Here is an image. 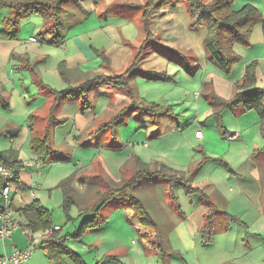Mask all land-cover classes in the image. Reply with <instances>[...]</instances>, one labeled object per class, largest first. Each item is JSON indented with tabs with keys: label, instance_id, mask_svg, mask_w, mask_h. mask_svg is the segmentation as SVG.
<instances>
[{
	"label": "rangeland",
	"instance_id": "1",
	"mask_svg": "<svg viewBox=\"0 0 264 264\" xmlns=\"http://www.w3.org/2000/svg\"><path fill=\"white\" fill-rule=\"evenodd\" d=\"M157 1L88 0L87 11L91 14L93 10V19H87L89 15L83 12H75V17H68L69 22L66 21L67 27L69 25L66 37L72 30L75 33L76 30L93 27L92 35L83 36L86 46L93 50L91 58H83L84 63L80 67L83 76L94 78L99 73L120 76L127 73L135 62L138 63L132 76H126L135 91V98L130 95L129 90L104 84L88 92L86 97L76 94L68 99L55 101L47 85L54 86L50 80L60 83L64 81L60 72L58 73V65L66 56L80 52L77 44L75 46L70 42L69 53L65 54V45L49 47L38 42H25L21 50L10 51L7 61L2 59L9 50L2 48L0 123L10 122L12 125L17 121V124L26 125L20 132L0 135V142L5 144V148L12 149V154L19 158L20 179L23 184L29 188L34 180L44 186L42 192H37L36 200L43 205L47 204L45 206L54 218L60 219L58 222L65 227L64 234H73L82 220L74 228L72 221L70 226L65 225L63 195L71 187H62V184L70 183L82 193L93 192L95 208L101 199L106 198L105 195L112 187L120 189L132 179L136 169L132 161L134 155L147 161L152 158L165 161L167 170L170 171L168 175L172 174V170L191 176L200 171L196 182L208 178L210 181L229 180L226 182L229 187L225 191L233 196H240L237 175H240L239 178L249 179L247 186L242 185L243 191H240L245 202L235 204L229 199L222 202L217 196H212L207 201L218 207L217 210L213 209L218 212L216 227L210 232H195L193 249L185 246L175 233L164 230L165 227L157 234L151 232L148 226L144 227L137 208L128 198L113 200L104 205L100 215L104 233L93 232L91 235L93 239L103 236L105 247L115 244L116 241L109 238V235L117 232L113 229L121 219L117 218L114 222L116 216L113 218L110 215L117 210L120 217H124V223L130 227V232H120L128 240L127 243L125 241V248L131 249L130 256L121 263L264 264V188L260 184L263 182L264 185V154H255L256 150L264 147L259 117L254 111H245L243 106L224 110L220 117L212 116L215 110L211 106L214 98L230 100L231 92L237 93L236 85L244 81L247 68L255 63L250 57L257 53L255 45L259 36H263L262 26H257L252 33L251 48L241 44L234 46V52L241 60L234 62L233 69L228 73L207 54L204 44L206 27L194 25L193 11L188 1L167 2L162 7L158 6ZM211 1L213 0H203L204 3ZM246 6L257 8L264 18V0H232L231 8L234 11ZM66 9L74 11L75 8L74 5H68ZM10 11L9 7L0 10V30ZM146 12L150 22L148 25L144 19ZM115 19H124L121 23L126 24L120 25L119 31H116L119 39L117 34L109 36L106 32L113 28H102V22ZM84 20H89L88 24H78ZM76 24L78 25L75 26ZM33 25L35 29L30 28ZM42 25L39 15L22 18L18 21L19 35L14 42H22V32L27 29L38 40L42 37L40 35L43 28L39 29L37 26ZM72 26L75 27L71 28ZM79 27L81 28L78 29ZM155 73H164L168 77L158 82L148 79ZM257 81V87L264 89V65L259 70ZM60 88L59 86L57 90H62ZM7 104H10V112L5 107ZM149 105L157 106L148 112L145 108ZM135 107L137 108L134 109ZM28 114L33 116L29 125ZM119 116L121 120H125L126 125L112 123L106 132L100 128L102 124L111 123ZM65 118L68 120L66 123H57ZM195 128L196 133L202 130L204 137L195 140L194 149L173 150L162 143L173 130H181L179 132L189 135ZM36 144L43 153H52L49 161H43V153L35 152ZM191 164L193 165L189 167ZM38 169L41 176L34 177ZM80 178L87 179L86 185L79 183ZM163 181L158 184L153 182L149 186L150 182L146 180L140 185L134 184L127 192L131 198L139 196L153 216L157 211L154 207L155 199L161 205L166 200L168 207L172 209L175 207L174 195H177L185 207V189L178 187L174 191H166ZM207 186L208 183L203 184L206 191L209 190ZM260 188L259 192H255ZM210 195H213L212 190ZM192 196L195 205L199 204L198 197ZM189 210L192 211L191 207ZM200 211L199 209L191 215L193 221L200 220ZM228 211L249 227L245 229L237 221L222 215ZM167 213L169 210L164 214ZM157 214L158 217L164 215L160 209ZM91 215H94L93 212L84 217ZM148 231L152 236L147 235ZM165 238H173L174 249ZM68 242L88 262L92 260L91 264H97L98 256L104 251L103 246L97 251L89 250L71 239ZM98 264H103V261Z\"/></svg>",
	"mask_w": 264,
	"mask_h": 264
},
{
	"label": "crops",
	"instance_id": "2",
	"mask_svg": "<svg viewBox=\"0 0 264 264\" xmlns=\"http://www.w3.org/2000/svg\"><path fill=\"white\" fill-rule=\"evenodd\" d=\"M12 13V10L7 14V16L5 17L4 21H3V27H4V22L6 20V18L10 17ZM92 15V16H91ZM75 17V16H74ZM87 19L92 18L93 19V10L92 13L89 14V16H87ZM86 19V20H87ZM86 20L84 21H80V23L78 24H83ZM124 19L121 20H114V21H104L102 22V28L104 30H107V27L109 28H113L112 31H106L108 33L109 36H116L117 32L119 31V26L120 25H126L121 23ZM69 22V20L67 21ZM89 22V20H88ZM88 22H85L84 25L88 24ZM120 22V23H118ZM126 23V22H125ZM78 24H76L75 26H77ZM75 26H72L71 28H74ZM39 27V29L43 28L42 26H37ZM42 27V28H41ZM31 29H35V26H30ZM70 28V30H71ZM81 27H79L78 29H80ZM3 29V28H2ZM68 30H69V25H68V29H67V34H68ZM41 31V30H40ZM263 31V30H262ZM73 32V30L70 32V34ZM69 34V36H70ZM72 37L68 40V37H66L65 41L60 43L57 46H61V45H65L66 49L64 51L65 54L69 53V46H70V42H72V44L75 45V43L77 44V46L79 47L80 52L72 54L70 57L66 56V58H64V60L59 63L58 65V73L60 72V77L64 80L61 83L56 81V80H50L49 82L52 83L54 86H49L47 85V87L51 90H49L50 92H52L55 101L56 96L55 93L58 92H62L65 91L71 87L76 88L77 86H79L81 83H83L85 80H90L93 78L86 77L83 76L82 71L80 70L81 65L84 63V57L87 58H91V53L93 55V50L92 48H90L89 46H86L85 42L83 41V36L84 35H92L93 34V27L91 28H83L80 30H76L75 33H72ZM118 34H117V38H118ZM47 40L49 39V36L45 37ZM116 39V37H114ZM119 39V38H118ZM35 40V41H34ZM20 41L22 42H14V41H0L2 42V45L0 44V56L3 55V51L2 48H4L5 50H9V52L7 54L4 55L3 57V61H7V59H9V53L10 51H14V50H21L23 47L22 45L25 42L28 43H40L39 41H36L35 37H33V34H30L28 29L25 30L24 32H22L21 35V39ZM42 45H47L44 43H40ZM49 47H51L50 45H47ZM76 46V45H75ZM46 47V46H45ZM48 47V48H49ZM250 47V46H249ZM252 47V46H251ZM250 47V48H251ZM256 50L257 53L253 56L250 57L252 59L253 62L257 63L258 66V70H257V76L259 77V70L262 69V66L264 65V34L262 37L259 36L258 42H256ZM239 54H241L242 56H245L243 53L238 52ZM13 56V53H12ZM90 60V59H89ZM106 60L108 61V59L106 58ZM100 75L96 74L94 75V77ZM168 76V75H167ZM90 78V79H89ZM145 79V78H144ZM154 82H158V81H154ZM59 86L61 87L60 89L62 90H57L59 88ZM132 88V85H130ZM3 87L2 82H0V88ZM53 87V88H52ZM67 88V89H66ZM264 90V89H263ZM135 92L134 89L132 88V93ZM135 94V93H133ZM132 94V95H133ZM236 94V92H231V98L234 97ZM135 98V95H133ZM132 96V97H133ZM135 106V104L133 105ZM157 106V105H155ZM6 109L10 112V104L5 105ZM137 107H135L134 109H136ZM126 109V108H125ZM124 109V110H125ZM29 115V114H28ZM84 116V115H83ZM23 117H25L23 115ZM158 118V116H156ZM33 119L32 115H29V123L30 124L31 120ZM67 118L65 119H61L58 120L57 123H66ZM10 122H1L0 123V135H5V133L11 134L14 133L15 131H22V129H24V126L26 124H24V126L22 124H17L19 122H14L16 124H9ZM126 125V122L124 119L121 120V123H119L118 125H122V124ZM160 124V122H158ZM110 123H106V124H102L100 126V128H102L103 130H105V132L108 130L107 126H109ZM49 129V127H48ZM46 128V130H48ZM30 131L33 132V129L30 128ZM181 131V130H179ZM173 130V133L169 134V137H166L162 143H165V145L167 147H171L173 148V150H181L184 148H192L194 149L195 147V140L198 138L197 137V133H196V128L192 130V133H190L189 135H187L184 132H179ZM47 132V131H46ZM175 132V133H174ZM226 132V131H225ZM227 133V132H226ZM161 134V133H159ZM204 137V135H203ZM12 149L9 148H5V144H2V142H0V156L4 157L2 159V163L3 164H11L14 162H17L18 164L14 167H16V170L14 171L16 177H17V181L14 183L13 188L10 191V195H9V208L10 210L13 211L12 214H9L7 217V220L11 223L16 221L19 226L13 228L11 230V234L10 237L8 238H4V239H0V258H9L11 257L15 252L17 251H25L26 249L32 248L35 249V252H33L31 258L29 259L28 262L23 263V264H91L92 260L90 262H88V260H86V258H84L82 256V254H80V252L78 250H76L75 248L72 247V245L69 244V240L71 239L74 243L79 242L82 245H84L86 248L88 247L89 250L91 249H95L97 251H99V248L102 247L105 244V239L103 236H97L98 238L93 239V236L91 234H93V232H98V234H103L104 230L102 229L101 226V222H100V215L103 211V208L100 209L99 214L97 216V221H98V225L94 228H84L82 230L81 226L84 222V220H86L88 217H84L85 214L91 213L93 212V192H86V193H82L83 191L77 190L76 187L71 186L70 183H64L62 184L63 186H70V204L72 205L69 208V212L66 213L65 211H63V214L65 212V215L63 216L64 222L66 226H70V222H73V228L76 227V224L78 221L82 220V222L80 223V225L78 226V228H75V231L73 234L71 233H63L64 228L62 227V223L58 222V220L60 219H55L54 216L52 215V228L54 227H60V231H58L57 233H55V235L53 236V242H55L56 247L52 249L51 253L47 250L44 249V245L45 244H49L47 241H45L43 238L44 236L52 229H50L47 232H41V231H34L31 230L27 225L28 222L25 218V216L22 213V209H24L25 207H30L35 201H39L36 200L38 198L37 196V192L40 191L42 192V189L44 188V186H40V184H38L37 182H35L33 180V183L37 184L39 186V190L35 193V195H32L30 193L28 187H26L22 180L20 179V165H19V158L15 157L11 151ZM11 152V153H10ZM256 154V151H255ZM155 157V156H154ZM133 158V157H132ZM6 160V162H5ZM133 163L136 167L135 169V173L137 172V168L141 167L140 165L145 164L147 165V167L149 168V171L151 172H161L162 169H167V165L165 161L162 160H156L155 158H152L151 160H145L143 157L138 156V155H134L133 158ZM8 162V163H7ZM36 165L38 166V163H36ZM193 164H191L189 167H191ZM37 171H35V175L34 177H40L41 176V172H40V176L37 175ZM173 172V176L172 178L169 177H149L146 178L144 177L141 180V183L148 180V182H150L149 186L153 185V182L155 183H159L160 181L164 180L162 183L165 184L166 186V191H174L176 190L178 187H183L185 189V207L184 203L181 201L180 197L177 195H174V201H175V207H173L172 209H170L168 207L167 201L163 200L162 201V205L160 204L159 200L155 199L156 201L154 202V207H156L157 211L158 209L161 210V212H163V214L169 210V213H167L166 215H161V217H158L157 211L154 212V216L153 214L150 212V210H148L144 204V202L141 200V198L138 196H135V199L137 201H139L140 205L143 207L144 211L147 213L149 220L151 221L150 224L142 222L141 224L144 227L148 226V229L151 232H154L155 234L160 233L161 230H163V227H165L164 230L167 231H171L173 233H175L177 235V238L185 245L187 246L189 249H193L195 246V243L193 242L194 240V233L197 231H207L209 226H212V229H215L216 227V216H217V212L215 213V211H213V209H218V207L214 204H209L207 201L213 196H217L218 199L220 201H225L226 199H229L230 201H233L235 204H237L239 201L245 202L243 196L242 195V189L241 186L242 185H246L247 180L249 179H245V178H239L240 175H237L238 177V193H239V197L238 196H233L230 193H227L225 191L226 187L228 188L229 185L226 184L227 181L229 180H223L222 181H210L211 179H205L202 180L201 182H196V180L198 179V173L200 171H197L195 176H191V175H187L184 174L183 172H179L177 170H172ZM134 173V175H135ZM162 173H165L164 171H162ZM200 174V173H199ZM172 176V175H171ZM78 178V177H77ZM158 179V180H157ZM227 179V178H226ZM86 178H80V184L82 183L83 185H86ZM177 181V182H175ZM182 181V184H181ZM32 183V184H33ZM208 183V188H209V192L206 191V188L203 187V184ZM258 185L262 184V188H264L263 186V182H261L259 184V182H257ZM70 184V185H69ZM79 184V186H80ZM248 184L250 185L249 181ZM247 186V185H246ZM253 186H255V184H253ZM3 187H0V228L3 225V221L1 219V213H7L5 212V201L3 200V197L1 195V190ZM20 189L19 192H17V189ZM117 188L112 187L111 190H116ZM182 188H180L181 190ZM23 190H26V192H23ZM210 190H212L213 195H210ZM261 190L258 189L255 192H259ZM241 191V192H240ZM208 192V193H207ZM89 193V194H88ZM192 195H196L198 197V201L199 204L195 205L194 200L192 199ZM228 195V196H227ZM49 198L51 197V192L49 190ZM37 197V198H36ZM64 198V204H65V193L63 195ZM121 200V199H120ZM210 201V200H209ZM40 205L47 208L45 205L47 204H42L39 201ZM191 207L192 211L189 210V208ZM175 208H178V210H176ZM48 209V208H47ZM167 209V210H165ZM201 210V217L200 220H198L197 222L193 221L191 218V215H193L195 212H197L198 210ZM49 210V209H48ZM77 210V212L75 211ZM115 210V209H113ZM189 210V211H188ZM117 211V210H115ZM113 211L110 215V217L113 216V218L116 216V218H114V222L117 221V218H120V222L114 226V231L109 235V238H112L116 241L115 244L111 245V246H103L104 251L102 252V254H100L98 256V260H97V264L102 260L103 264H108L110 262H117L119 264H124L123 262L121 263V261H123V259H127L130 254H131V249H126L125 248V241L126 243L128 242V240H126V238L124 239L120 234V232H130V227L128 224L124 223V217H120V212L117 211L115 212ZM125 212V211H124ZM115 213V214H114ZM230 212H223L222 215L224 217H226L227 219H232L233 221H237V223H239L240 225H242L245 229H247L249 226L233 217L231 214H229ZM170 214V217H169ZM126 218L128 223H130L127 214L125 212ZM139 216V215H138ZM212 216V218L209 220V218ZM65 217V218H64ZM108 216V219L110 218ZM224 223H226V221H223ZM228 222V221H227ZM81 226V227H80ZM8 227L11 228V225H8ZM24 228H29V230L31 231L30 234L25 233ZM82 230V231H81ZM147 235L152 236V234H150V232L148 231ZM120 236V237H119ZM162 237V236H160ZM129 239V236L128 238ZM166 242L169 243V245L173 248L172 245V241L173 238H165ZM68 242V245H67ZM89 243V244H88ZM174 249V248H173ZM171 249V250H173ZM174 252V251H173ZM102 263V262H101ZM126 263V262H125ZM223 264H229V263H223Z\"/></svg>",
	"mask_w": 264,
	"mask_h": 264
},
{
	"label": "trees",
	"instance_id": "3",
	"mask_svg": "<svg viewBox=\"0 0 264 264\" xmlns=\"http://www.w3.org/2000/svg\"><path fill=\"white\" fill-rule=\"evenodd\" d=\"M88 0H0V10L4 7H9L12 10V15L6 18L4 27L0 30L1 41H14L19 35L18 21L24 17H31L33 15H39L43 21V30L38 40L40 43H44L50 46H57L64 42L67 32V19L68 17H74L75 12H83L88 14L87 2ZM178 0H158V6L162 7L167 2H176ZM188 4L193 11L194 25H202L206 27L205 48L209 57L216 62L223 70L228 73L233 69V63L241 60L239 56L234 52V46L241 44L242 46L249 47L251 35L257 26H262L264 34V18L260 14L259 10L253 6H246L239 11L232 10V0H213L210 3H204L203 0H187ZM94 5H97L93 2ZM74 5V11H69L66 6ZM152 5V3H151ZM148 12L144 14V19L148 25L150 22L147 19ZM49 36L47 40L45 37ZM138 67V63L132 66L127 73L120 76H107L98 75L93 79L84 81L76 88H69L65 91L55 93L56 101L59 99H68L76 94H82L86 97V94L91 90L97 89L104 84H110L115 87L129 90L130 95L132 89L126 78L127 75H131L133 70ZM167 75L164 73H155L149 76L148 79L152 81H162L167 79ZM257 63H253L250 68H247L244 81L237 84V93L230 100H221L214 98L211 103L215 110L212 116H221V113L227 109H233L238 106H243L245 111H254L257 113L261 124V137L264 143V90L257 87ZM156 106L149 105L145 109L150 112L149 109H154ZM144 109V110H145ZM121 123V118H115L110 124ZM108 127V126H107ZM35 152L43 153L42 149L36 144L34 147ZM49 151L43 153V161L50 159L51 154ZM264 154L263 149L256 150V154ZM4 157L0 156V162ZM4 160V159H3ZM6 162V160H5ZM8 163V162H7ZM18 163L4 164L5 166L16 170ZM137 168V172L132 179L124 187L116 190H110L105 199H101L98 205L93 208V214L84 220L82 224V230L86 228H94L98 225L97 216L99 211L104 205L113 201L128 198L137 208L141 221L150 224L151 221L139 201L135 198L129 197L127 192L134 184H141V180L146 177H169L172 178V174L168 175L170 171L162 169L165 173L151 172L147 165L142 164ZM172 175V176H171ZM173 179V178H172ZM174 181V179H173ZM177 182V181H175ZM6 181L0 178V187L5 185ZM182 184V181H181ZM65 188V187H64ZM66 190V189H65ZM29 191V190H27ZM26 192V190H23ZM65 193L64 211L69 212L70 204V192L68 190ZM22 213L25 216L28 227L34 231L47 232L52 228V214L50 211L41 206L39 201H35L30 207L22 209ZM216 213V212H215ZM218 213V212H217ZM212 216L209 218V220ZM85 228V229H86ZM81 230V231H82ZM208 232L213 231L212 226H209ZM211 237V236H210ZM55 242L52 244H45L44 249L51 253L55 248Z\"/></svg>",
	"mask_w": 264,
	"mask_h": 264
},
{
	"label": "built area",
	"instance_id": "4",
	"mask_svg": "<svg viewBox=\"0 0 264 264\" xmlns=\"http://www.w3.org/2000/svg\"><path fill=\"white\" fill-rule=\"evenodd\" d=\"M35 41V40H34ZM197 137L199 139L203 138V131H198L197 132ZM37 175L40 176V171L38 169L37 171ZM0 178L4 179L6 181L5 185L3 186L2 190H1V195L3 197V200L5 201V209L7 213H1V219L3 221V225L0 228V239H4V238H8L10 237L11 234V230L17 226H19V224L14 221V222H9L7 220V217L9 214H12L13 211L10 210V200H9V195H10V191L13 188L14 183L17 181V177L14 173V171L5 166L2 162H0ZM39 190V186L35 183H33L30 187H29V191L32 195H35V193ZM20 189H17V192H19ZM8 225H11V228L8 227ZM25 233L30 234L31 231L29 230V228H24ZM58 231H60V227H54L52 228L45 236H44V240L47 241L49 244L54 243L53 241V236L55 235V233H57ZM33 252H35V249L29 248L26 249L25 251H17L15 252L11 257L9 258H0V264H23L29 261V259L31 258Z\"/></svg>",
	"mask_w": 264,
	"mask_h": 264
}]
</instances>
